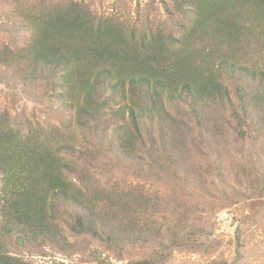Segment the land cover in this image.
<instances>
[{
    "label": "trees",
    "instance_id": "16d2710c",
    "mask_svg": "<svg viewBox=\"0 0 264 264\" xmlns=\"http://www.w3.org/2000/svg\"><path fill=\"white\" fill-rule=\"evenodd\" d=\"M123 5L0 0V264H171L264 200V0Z\"/></svg>",
    "mask_w": 264,
    "mask_h": 264
},
{
    "label": "rangeland",
    "instance_id": "374dc122",
    "mask_svg": "<svg viewBox=\"0 0 264 264\" xmlns=\"http://www.w3.org/2000/svg\"><path fill=\"white\" fill-rule=\"evenodd\" d=\"M92 10L96 12H116L124 8L123 1L130 4L131 8L140 1L145 4L148 0H84ZM3 35V34H2ZM1 35V36H2ZM0 36V41L2 37ZM4 36V35H3ZM7 41V39H6ZM2 95H7L3 97ZM11 94L4 89L0 83V105L9 109H33V105L23 98H16V102L11 98ZM247 221L242 225L245 232L246 260L244 264H264V200L251 203L234 205L229 209H219L212 213L208 230L211 238L208 248L199 252L176 251L174 261L171 264H211L215 261L224 264H233L236 254L239 251L237 241V224L240 221ZM15 246L14 252L24 254L28 259L36 262L49 261L50 258H42L35 253L28 252L24 244ZM54 257V256H52ZM57 260L63 261L61 256ZM75 261L80 257L74 256ZM112 264H127L111 259Z\"/></svg>",
    "mask_w": 264,
    "mask_h": 264
}]
</instances>
